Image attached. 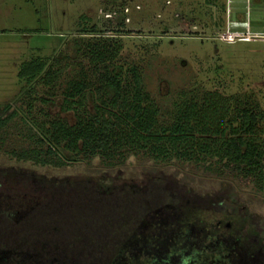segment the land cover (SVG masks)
I'll list each match as a JSON object with an SVG mask.
<instances>
[{"label":"rangeland","instance_id":"rangeland-1","mask_svg":"<svg viewBox=\"0 0 264 264\" xmlns=\"http://www.w3.org/2000/svg\"><path fill=\"white\" fill-rule=\"evenodd\" d=\"M93 26L98 31L90 32ZM95 42L108 57L117 51L98 69L136 66L162 112L191 88L237 94L259 105L264 135V0H0V106L9 103L17 113L0 129V176L9 175V184L22 175L81 181L103 191L162 180L187 206L148 214L112 264L164 263L170 251L174 257L166 262L174 264L189 253L181 241H196L198 221L204 227L219 221L234 234L247 233L249 244H264V194L228 170L141 155L109 168L97 157L61 163L46 154L34 123L40 125L44 113L72 121V113L61 110L62 93L78 69L88 70L86 49ZM34 59L61 69L53 90L35 80L28 91L25 63ZM29 150L34 155L24 156ZM216 204L224 212L213 211ZM7 257L0 251V264Z\"/></svg>","mask_w":264,"mask_h":264},{"label":"trees","instance_id":"trees-1","mask_svg":"<svg viewBox=\"0 0 264 264\" xmlns=\"http://www.w3.org/2000/svg\"><path fill=\"white\" fill-rule=\"evenodd\" d=\"M89 31L98 30L93 26ZM86 50L89 68L78 69L67 81L60 102L72 121L44 113V121L34 123L46 154L61 163L97 157L109 168L138 155L155 163L223 168L264 194V135L258 127L263 112L254 100L191 88L179 92L172 108L162 112L136 66L123 70L105 65L100 70L99 64L112 60L117 51L108 57L98 42ZM24 70L28 91L35 80L53 90L61 71L42 59L25 63ZM16 115L11 104L1 105L0 129ZM34 152L23 154L31 157ZM7 176H0V251L8 256L4 264H112L148 214L170 204L187 206L160 179L144 187L103 191L81 181L25 175L14 176L9 184ZM212 210L222 212L224 207L216 204ZM204 226L200 221L194 225L192 245L181 241L189 253L182 254L180 264H188L192 256L191 264H264V244H249L247 233L234 234L219 221ZM173 252L155 264H167Z\"/></svg>","mask_w":264,"mask_h":264},{"label":"built area","instance_id":"built-area-1","mask_svg":"<svg viewBox=\"0 0 264 264\" xmlns=\"http://www.w3.org/2000/svg\"><path fill=\"white\" fill-rule=\"evenodd\" d=\"M230 35H231V33L230 32H227V34L225 36H230Z\"/></svg>","mask_w":264,"mask_h":264}]
</instances>
